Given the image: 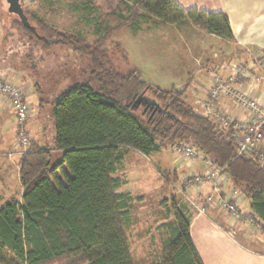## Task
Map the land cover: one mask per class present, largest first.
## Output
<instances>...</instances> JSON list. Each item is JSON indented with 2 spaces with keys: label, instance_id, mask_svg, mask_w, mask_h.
<instances>
[{
  "label": "trees",
  "instance_id": "16d2710c",
  "mask_svg": "<svg viewBox=\"0 0 264 264\" xmlns=\"http://www.w3.org/2000/svg\"><path fill=\"white\" fill-rule=\"evenodd\" d=\"M1 3V0H0ZM115 15L98 23L96 40L50 25L35 13L27 27L15 23L43 51L71 48L91 60L90 77L53 101V145L31 141L22 154L21 197L0 206V264H135L127 218L132 200L116 175L126 152H158L189 142L223 169L251 201L254 218L264 222V166L237 155L236 129L198 114L186 87L164 88L142 78L138 69L122 72L110 64L106 48L127 25L140 29L148 16L166 23L191 20L202 30L233 39L224 11L185 9L176 0H109ZM91 10L89 3L86 7ZM127 14V15H126ZM37 86V84H36ZM159 105L145 110V101ZM58 154L59 158L55 159ZM175 222L160 259L151 264H202L194 246L186 205L172 198Z\"/></svg>",
  "mask_w": 264,
  "mask_h": 264
},
{
  "label": "rangeland",
  "instance_id": "374dc122",
  "mask_svg": "<svg viewBox=\"0 0 264 264\" xmlns=\"http://www.w3.org/2000/svg\"><path fill=\"white\" fill-rule=\"evenodd\" d=\"M21 1L28 17L35 13L46 23L75 31L92 42L98 37V23L104 24L105 19L116 23L109 0ZM89 3L91 10L86 8ZM18 18L9 12L7 1L1 0L0 63L11 68L12 77L17 76L12 82L26 83L30 87L27 96V89L19 85L32 109L28 123L30 142L34 139L41 145L51 146L56 135L53 101L63 91L90 77L91 60L89 55L66 47L43 51L31 44L19 29L15 23ZM134 26L121 27L108 41L110 64L122 72L136 68L144 80L164 88L185 86L192 106L202 95H195L196 87L204 81V74L209 76L207 61L211 58L207 60L204 55L209 53L212 57V51H223L228 54L225 58H236L227 44L220 43L226 39L209 34L188 19L166 23L148 16L138 31H133ZM192 163L172 147L149 155L136 149L126 152L116 175L124 181L119 191L129 192L132 198L126 230L135 264H151L160 259L172 235L170 224L175 222L171 204L174 196L180 205H186L188 213L196 208L191 201L201 202L182 181ZM21 193L18 189L11 196L20 197Z\"/></svg>",
  "mask_w": 264,
  "mask_h": 264
},
{
  "label": "crops",
  "instance_id": "0c3cea01",
  "mask_svg": "<svg viewBox=\"0 0 264 264\" xmlns=\"http://www.w3.org/2000/svg\"><path fill=\"white\" fill-rule=\"evenodd\" d=\"M176 1L187 10L226 12L232 28L233 39L221 40L220 43L227 44L230 53H234L236 59L248 60L251 55L264 52V0ZM212 35L214 36V34ZM1 43L0 40V45ZM204 48L206 49V47ZM214 52L218 51H212V57L209 53L204 52V54H207L204 55V58L207 57V60L211 58L207 61L209 65L217 62L220 58L214 57ZM218 53L221 57L227 54H224L223 51ZM9 70L11 68L2 66L0 63V78L15 82L17 76L12 77L13 72L10 73ZM210 84L209 76L204 74V81L196 87L195 95H203ZM19 85H22L25 90L27 89L28 96L29 85L26 83H19ZM225 105L231 111H235L229 100L226 101ZM41 106L43 107L44 104ZM15 123L14 110L6 104L0 95V206L5 200L12 197L11 195L16 190L20 189L23 192L20 176L22 153L19 152ZM192 166L194 171L200 173L206 170L202 161L195 162ZM226 178V186L233 188L234 185L230 178ZM208 189L209 187H204L202 189H192V191H194L195 197L198 198L200 194L203 195ZM238 198L242 209L251 210L250 200L242 196ZM191 217V236L202 264H264V222L254 218V215L251 221L245 219L234 220L223 210L210 207L207 213L199 212L195 208ZM231 228L236 230L235 235L229 233Z\"/></svg>",
  "mask_w": 264,
  "mask_h": 264
},
{
  "label": "built area",
  "instance_id": "2783aa9c",
  "mask_svg": "<svg viewBox=\"0 0 264 264\" xmlns=\"http://www.w3.org/2000/svg\"><path fill=\"white\" fill-rule=\"evenodd\" d=\"M220 57L208 67L210 87L197 97L195 111L211 117L215 123L223 127L236 129L237 155L253 157L264 166V52L253 54L248 60ZM0 95L6 104L14 110L16 130L20 153L29 150L30 137L28 120L32 112L24 89L9 79L0 78ZM229 100L231 111L225 104ZM173 149L186 159L202 161L205 172H197L190 165L184 173L182 181L186 189H202L209 191L200 194L201 202L191 201L199 212L207 213L208 208H219L231 219L251 221L250 209L240 207L239 196L244 197L238 187L229 188L228 175L217 166L210 157H206L189 142L176 144ZM199 159L198 161H194ZM228 187V188H226ZM229 233L236 234L231 228Z\"/></svg>",
  "mask_w": 264,
  "mask_h": 264
},
{
  "label": "water",
  "instance_id": "95a60500",
  "mask_svg": "<svg viewBox=\"0 0 264 264\" xmlns=\"http://www.w3.org/2000/svg\"><path fill=\"white\" fill-rule=\"evenodd\" d=\"M6 1L8 3L9 12L16 14L19 17V19L24 23V25H26L27 27H32L33 29H36V27L31 24L28 15L25 13L21 0H6ZM144 103H145V110H147L149 107H155V110L159 108V105L154 101L146 100Z\"/></svg>",
  "mask_w": 264,
  "mask_h": 264
}]
</instances>
